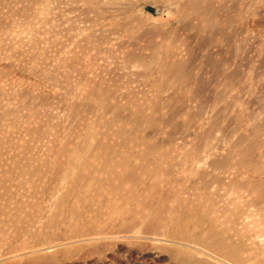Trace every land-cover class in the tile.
Segmentation results:
<instances>
[{
  "label": "rangeland",
  "instance_id": "obj_1",
  "mask_svg": "<svg viewBox=\"0 0 264 264\" xmlns=\"http://www.w3.org/2000/svg\"><path fill=\"white\" fill-rule=\"evenodd\" d=\"M0 264H264V0H0Z\"/></svg>",
  "mask_w": 264,
  "mask_h": 264
},
{
  "label": "bare ground",
  "instance_id": "obj_2",
  "mask_svg": "<svg viewBox=\"0 0 264 264\" xmlns=\"http://www.w3.org/2000/svg\"><path fill=\"white\" fill-rule=\"evenodd\" d=\"M167 166H168V165H167ZM169 170H170V169H169ZM169 170H168V171H169ZM144 173H145V172H144ZM133 175H134V174H133ZM82 186H84V185H82ZM82 186H81V187H82ZM73 187H74V186H73ZM78 187H79V186H78ZM133 187L135 188V185H133ZM82 188H86V187H82ZM130 188H132V187H130ZM78 190L80 191V189H78ZM81 190H82V189H81ZM84 190H85V189H84ZM132 190H133V189H132ZM81 192H82V191H81ZM81 192H80V193H81ZM76 193H78V191H77ZM51 194H52V193H51ZM260 195H261V194H260ZM260 195H259V196H260ZM64 197H65V196H64ZM78 197H79V196H78ZM85 197H86V196H85ZM76 198H77V195H76V197H75V201H74V203H76V201H78V199H79V198H78V199L76 200ZM80 198H81V197H80ZM63 199H64V198H63ZM84 199H85V198H84ZM260 199H261V198H260ZM260 199H259V200H260ZM70 200H71V199H70ZM81 200H82V199H80L79 203L81 202ZM62 201H63V200H62ZM62 201H61V202H62ZM72 202H73V200H72ZM85 202H86V201H85ZM79 203H78V204H79ZM82 204H83V202H82ZM84 204H85V203H84ZM87 205H88V204H87ZM154 205H155V204H154ZM259 206H260V205H259ZM60 207H61V206H60ZM159 207H160V206H159ZM73 208H74V207H73ZM89 208H90V207H89ZM89 208H87V209H89ZM77 210H78V209H77ZM92 210H93V209H92ZM88 211H89V210H88ZM88 211H86V212H88ZM98 214H99V213H98ZM149 215H150V214H149ZM89 216H90V215H89ZM181 216H182V215H181ZM79 217H80V216H79ZM95 217H96V216H95ZM95 217H94V218H95ZM144 217H145V216H143V218H144ZM173 217H174V216H173ZM173 217H172V218H173ZM177 217H178V219H181V218H179V216H177ZM177 217H176V218H177ZM76 218H77V217H76ZM80 218H81V217H80ZM92 218H93V217H92ZM94 218H93L92 221H94ZM104 219H105V218H104ZM147 219H148V218H147ZM213 219H214V218H213ZM82 220H84V219H82ZM86 220H87V219H86ZM170 220H171V219H170ZM77 221H78V220H77ZM157 221H158V220H157ZM157 221H156V222H157ZM172 221H173V220H172ZM213 221H215V220H213ZM146 222H147V221H146ZM152 222H153V220H152ZM152 222H151V223H152ZM76 223H77V222H76ZM142 223H144V221H142ZM142 223H141V224H142ZM149 223H150V222H149ZM172 223H173V222H172ZM212 223H213V222H212ZM139 224H140V223H139ZM164 224H165V223H164ZM82 225H83V224L80 225V226H81L80 229L82 228ZM142 225H144V224H142ZM142 225H141V226H142ZM154 225H155V224H154ZM156 225H158V224H156ZM172 225H174V224H172ZM158 226H159V225H158ZM213 226H214V225H213ZM100 227H102V226H100ZM100 227H99V228H100ZM142 227H143V226H142ZM145 227L148 228V226H145ZM154 227H155V226H154ZM154 227H153V228H154ZM78 228H79V226H78ZM99 228H98V229H99ZM173 228H175V227H173ZM140 229H141V228H140ZM142 229H144V228H142ZM145 229H146V228H145ZM149 229H150V228H149ZM149 229H148V232H149ZM155 229H156V228H155ZM155 229H154V231H155ZM177 229H178V228H177ZM95 230H96V229H95ZM138 230H139V229H138ZM152 230H153V229H152ZM76 231H78V230H76ZM142 231H143V230H142ZM154 231H151V232H154ZM215 231H216V230H215ZM96 232H97V231H96ZM151 232H150V233H151ZM155 232H156V231H155ZM210 232H211V230H210ZM76 233H77V232H76ZM81 233H82V232H81ZM98 233H99V232H98ZM145 233H146V232H145ZM179 233H181V232H179ZM200 233H201V231H200ZM215 233H216V232H215ZM186 234H188L187 231H186ZM211 234L214 235V233H212V232H211ZM189 235H190V233H189ZM192 235H193V234H192ZM196 235H197V234H196ZM198 235H199V234H198ZM208 235H209V234H208ZM213 235H212V236H213ZM190 236H191V235H190ZM206 236H207V235H206ZM214 236H215V235H214ZM217 236H218V235H217ZM217 236H215V237H213V238L211 237V239H213V240L216 242V241H218V240H217ZM74 237H75V236H74ZM199 237H200V236H199ZM199 237H198V238H199ZM195 238H196V237H195ZM205 238H206V237H205ZM207 238H209V236H208ZM219 238H220V237H219ZM219 238H218V239H219ZM203 240H204V239H203ZM207 240H208V239H207ZM213 240H212V241H213ZM219 241H220V240H219ZM219 241H218V242H219ZM218 242H217V243H218ZM202 243H203V242H202ZM217 243H216V244H217ZM214 245H215V244H214ZM215 246H216V245H215ZM212 247H213V246H212ZM207 248H208V247H207ZM215 248H216V250H217V247H215ZM211 250H212V251H213V250L215 251L214 247H213ZM216 252H218V251H216Z\"/></svg>",
  "mask_w": 264,
  "mask_h": 264
}]
</instances>
